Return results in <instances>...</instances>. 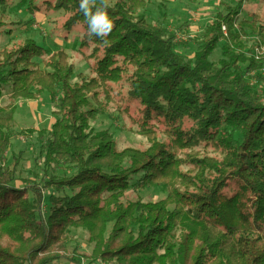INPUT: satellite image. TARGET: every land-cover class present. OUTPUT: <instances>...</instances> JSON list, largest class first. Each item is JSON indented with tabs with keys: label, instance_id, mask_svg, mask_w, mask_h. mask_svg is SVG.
<instances>
[{
	"label": "trees",
	"instance_id": "trees-1",
	"mask_svg": "<svg viewBox=\"0 0 264 264\" xmlns=\"http://www.w3.org/2000/svg\"><path fill=\"white\" fill-rule=\"evenodd\" d=\"M21 1L61 14L64 34L82 27L78 52L91 75L72 82L69 55L30 39L0 47V100L8 92L0 104V264H264V53L255 56L264 52V21L239 20L240 4L218 13L188 59L165 27L140 14L147 0H108L105 38L89 36L80 0ZM45 93L56 107L51 131L37 132L34 161L44 175L19 185L22 153L2 166L9 131L18 102ZM111 109L146 147L120 150L111 132L92 127ZM54 166L72 174L47 175ZM136 177L138 188L162 185L166 197L132 199ZM70 229L87 233L90 254L68 251Z\"/></svg>",
	"mask_w": 264,
	"mask_h": 264
},
{
	"label": "rangeland",
	"instance_id": "rangeland-1",
	"mask_svg": "<svg viewBox=\"0 0 264 264\" xmlns=\"http://www.w3.org/2000/svg\"><path fill=\"white\" fill-rule=\"evenodd\" d=\"M147 6L140 11L150 23L161 25L167 29L174 37L176 50L186 58L192 59L198 48L200 38L205 28L212 22L218 13H226L227 9L237 8L240 4L239 20H247L250 14L258 15L264 21V0H147ZM195 20V22H194ZM0 21L4 28L0 30V47L16 46L26 40H33L38 45L49 52L58 49L64 50L75 65L72 82L79 80V75L90 76L91 70L89 62L78 52L82 36V27L78 26L70 34L62 32V15L40 14L31 9L29 2L23 3L21 0H8L6 5H0ZM248 32V30H246ZM224 32V31H223ZM224 34H226V29ZM180 35L189 37L184 41L179 40ZM246 43L249 47L255 44V38L248 36ZM255 53V52H254ZM257 51L255 56L263 54ZM248 56H253L248 55ZM221 58L220 45L212 54L211 61L217 62ZM264 75V59L263 71ZM60 92H57V96ZM8 92L4 91L1 105L7 104ZM56 107V100H52L48 93L42 95L38 101H20L11 125L9 135L11 145L5 154L2 166L11 167L15 158L21 152L17 178L19 185L21 180L38 182L44 175L45 166L37 164L34 160L40 148V141L37 132L44 130L50 132L54 120L53 111ZM96 130H108L114 135L118 149L133 147L142 149L147 146L144 137L135 133V128L125 117H120L113 109L98 116L95 122H91ZM27 130L35 131L34 134ZM47 175L57 177L70 176L71 170L65 167L54 166L47 170ZM136 177L130 182V197L140 198L146 202H155L163 199L167 195V189L162 186H147L138 188ZM51 192L45 191L47 197ZM62 195V193H54ZM29 198L33 199L32 194ZM46 214V211L44 212ZM71 239L67 245L68 251L77 249L78 253L90 254L92 245L88 243L87 233L81 229H70ZM55 264H70L68 260L62 259ZM81 264H116L82 261Z\"/></svg>",
	"mask_w": 264,
	"mask_h": 264
},
{
	"label": "clouds",
	"instance_id": "clouds-1",
	"mask_svg": "<svg viewBox=\"0 0 264 264\" xmlns=\"http://www.w3.org/2000/svg\"><path fill=\"white\" fill-rule=\"evenodd\" d=\"M93 6H96L95 12L92 10ZM107 6L108 0H100L99 5L97 0H80V10L88 23L89 36L105 38L111 32L113 23L107 14Z\"/></svg>",
	"mask_w": 264,
	"mask_h": 264
},
{
	"label": "built area",
	"instance_id": "built-area-1",
	"mask_svg": "<svg viewBox=\"0 0 264 264\" xmlns=\"http://www.w3.org/2000/svg\"><path fill=\"white\" fill-rule=\"evenodd\" d=\"M222 30L225 32V27H223ZM186 39H189V37H187V36H185V35H180V36H179V40H180V41H184V40H186Z\"/></svg>",
	"mask_w": 264,
	"mask_h": 264
},
{
	"label": "crops",
	"instance_id": "crops-1",
	"mask_svg": "<svg viewBox=\"0 0 264 264\" xmlns=\"http://www.w3.org/2000/svg\"><path fill=\"white\" fill-rule=\"evenodd\" d=\"M194 22H195V20H194Z\"/></svg>",
	"mask_w": 264,
	"mask_h": 264
}]
</instances>
